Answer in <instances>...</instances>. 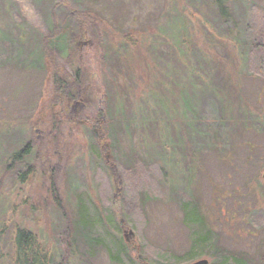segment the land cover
Returning <instances> with one entry per match:
<instances>
[{"label":"rangeland","instance_id":"1","mask_svg":"<svg viewBox=\"0 0 264 264\" xmlns=\"http://www.w3.org/2000/svg\"><path fill=\"white\" fill-rule=\"evenodd\" d=\"M228 5L223 22L200 0H0V264H10L15 227L50 250L52 264H213L208 250L185 258L203 225L217 248L264 252V0ZM84 10L100 28L82 37L70 18ZM53 24L67 26L60 73L83 72L91 96L70 105L77 123L49 154L54 79L40 40ZM107 109L117 117L110 142L94 124ZM27 144L29 156L11 162Z\"/></svg>","mask_w":264,"mask_h":264},{"label":"trees","instance_id":"2","mask_svg":"<svg viewBox=\"0 0 264 264\" xmlns=\"http://www.w3.org/2000/svg\"><path fill=\"white\" fill-rule=\"evenodd\" d=\"M200 1L201 2L204 1L206 6L208 7V9L213 13V15L217 18V20L226 22L231 18L230 13L232 11L229 10V5H228L230 0H200ZM245 5L247 6V7H245V9L248 12V15L250 13V24L252 25L251 22H252V20H254L252 15H251V13L253 11V8H252L253 6H248V5H252L250 3L245 4ZM190 7H191L190 5L185 4V9L187 11H189L191 13V15L193 16L194 14H192L193 12H192V9H190ZM255 10H257V11L254 12L253 16L260 17V14L263 11H259L257 8H255ZM256 12H258L259 14H255ZM186 17L188 18V16H186ZM53 18H54V14L52 13V19ZM99 19L100 18L93 11H90V10H84V11H79V12L77 11L76 15H75V19L70 18V20H74L78 24V29L80 31L77 35H80V36H82L81 29L86 30V26L88 28V31L92 30L91 33L95 32V31L97 32V30L99 31V28H100V22H99L100 20ZM174 21H176V20H172V21L168 22L167 25H164L161 28L158 26V30H159L158 32L160 33V31H161L163 34L164 30L169 29V26H171L172 22H174ZM182 24H183V21H182V23L180 22L181 28H182ZM53 25H54L53 27H54L55 31L52 33V35L50 37H46V36L41 37V40H40L41 46L44 47V48H42L43 50L41 52V57H42L43 61L47 63L49 68H52L49 73L51 74V76L54 79L53 101H54V104L58 103L56 106H53L54 104L51 103L50 108H49V111L51 112L50 115L53 116V122L52 123L54 124V128H52V132L50 133V136H48V137L51 140H56V142H51V143L49 142L47 144L46 151L49 152V154H52L54 150L59 149V147H60L59 140L62 138L60 130L62 128H66V125H68V124L77 123L73 119V115L69 111L70 105L75 101H81V100L85 101V103L87 104L89 102V96H91L90 94H88V93H90V87H89L90 84L89 83L86 84L87 75H85L83 72L82 73H79L78 71L73 72L72 80H71L70 76L66 77V75H64V74L62 75L60 73L62 66H60L57 63V59L59 58L61 53H63V50H61V47H60V42L62 40L63 35L60 33V31L63 30V33L65 35V30H66L67 26L65 29H62V26H57V24H53ZM183 26L185 28L184 24H183ZM175 31L177 32V30H175ZM210 33L212 34V31H210ZM175 35L174 36L168 35L167 38L173 39V37H175V39L177 41L185 39V38L181 39L180 36H175ZM258 36H259V34L255 30V39ZM50 38H51V40H50ZM125 38H126V41L129 42V40H128L129 37L128 38L125 37ZM74 40L75 39H71L69 41V44L74 45V42H75ZM48 41H51L50 45H49ZM183 41L186 43L185 40H182V42ZM246 43H247L246 47L247 48L252 47L251 49L254 51L256 50V47L257 48L260 47V45L256 42L251 43L250 39L246 40ZM61 65H63V64L61 63ZM186 67L188 68L187 72H189V75H190V72H191L190 67H188V66H186ZM39 68L43 69L42 66H39ZM45 68H46V66H45ZM57 70H59V71L57 72ZM198 78L199 77H197V79ZM190 81L192 82L191 79H190ZM192 85L195 89H197V91L198 90H199V92L201 91V94L205 95V94L209 93V94L215 95V97L216 96L219 97L221 95L220 91L218 89H215L212 86H208L205 89H199L200 87H196L197 85H194V82ZM102 95L105 98V96H104L105 94L103 93ZM196 95H197V97L200 96L199 94H196ZM90 98L93 99V97H90ZM144 101H145L144 106L148 107L149 106L148 103L150 102L149 99H145ZM58 105H60L59 110L56 109V107H58ZM194 107H195V105H194ZM194 107H192V109L189 107L188 111H186L183 107H181L184 111V114H185L184 116L193 115V113H194L193 108ZM153 108H155V107L153 106ZM140 109L142 111H144L143 107H140ZM55 110H57V111L55 112ZM209 110H207V111L209 112ZM101 112L102 113H98L97 115H98V117L99 116L100 117L102 116L103 118L105 117V121L103 123L102 122L100 123V122H97L96 119H94V124H97V126H100L99 124L104 125L102 127L103 129L99 128L96 131L98 134L97 138L100 141H104V142L113 141L115 138H114V130H112V122L110 121V117H111V119L113 118V120H116L117 117H114L111 114V110L108 111V109H107V112H103V111H101ZM213 112L215 113V110H213ZM161 113H163V112L161 111ZM144 114H145V112L142 113L141 117L144 116ZM163 115L168 120H171L168 116V112L165 114L163 113ZM134 116H135V114H134ZM127 124H129V123H127ZM118 125H120V124H118ZM125 127H127V125H125ZM93 137L95 138L94 133H93ZM57 140H58V142H57ZM29 146L30 145L27 144L24 149H22L20 152H18L16 154H14L11 157L10 161L13 163L23 162L24 159L29 156V153H30ZM108 147L111 148L109 143H108ZM189 157H191V156H189ZM189 185H190V183H189ZM55 194L56 193H53L52 196L55 197ZM194 209L195 208H192L189 206L185 210V212H184L185 213V222H183V224L185 226L193 224L192 221L188 220V215ZM203 222H205V221L201 220V221H198L196 224H200ZM202 228L206 230L205 234L201 238L198 237L196 240H193V242H196V243L195 244L192 243V246L189 249L190 251L187 252L188 255L185 257L186 261L193 260L192 256L194 254H198V256H200V254L202 252H204L205 250H208V252H209L208 256L211 257V259L213 260V264H256V262L258 260L261 261V262L258 261L259 264H264V254H262L264 252L261 249V247H259L260 250H258V252H256L255 254H252V255H250L249 253L235 251L233 249L232 250L231 249L225 250V249H221L220 247L217 248L216 246H218V244H217L218 241H217V238L212 237L213 232L211 231V229L207 228V225H203ZM72 232H74V227H72ZM63 243L66 246V250L69 251L70 242L68 241V239L63 241ZM10 245H11L10 264H52V254H51L52 252H50V250L48 251V250L42 249L41 245L37 241L36 237L31 232H28L26 230L15 227L13 229V231L11 232V235H10ZM119 251L121 252L122 249L120 248ZM208 264H210V263H208Z\"/></svg>","mask_w":264,"mask_h":264},{"label":"water","instance_id":"3","mask_svg":"<svg viewBox=\"0 0 264 264\" xmlns=\"http://www.w3.org/2000/svg\"><path fill=\"white\" fill-rule=\"evenodd\" d=\"M261 180H262V183L264 185V172L261 175ZM191 264H208V261H206V260H199V261L193 262Z\"/></svg>","mask_w":264,"mask_h":264}]
</instances>
